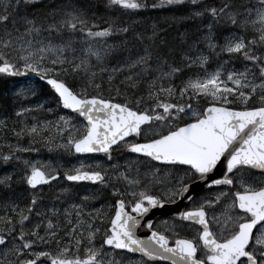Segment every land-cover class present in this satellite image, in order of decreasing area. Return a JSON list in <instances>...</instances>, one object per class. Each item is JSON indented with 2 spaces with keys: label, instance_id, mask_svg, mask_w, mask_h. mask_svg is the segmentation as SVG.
<instances>
[{
  "label": "snow or ice",
  "instance_id": "1",
  "mask_svg": "<svg viewBox=\"0 0 264 264\" xmlns=\"http://www.w3.org/2000/svg\"><path fill=\"white\" fill-rule=\"evenodd\" d=\"M0 169V264H264V0H0Z\"/></svg>",
  "mask_w": 264,
  "mask_h": 264
},
{
  "label": "rangeland",
  "instance_id": "2",
  "mask_svg": "<svg viewBox=\"0 0 264 264\" xmlns=\"http://www.w3.org/2000/svg\"><path fill=\"white\" fill-rule=\"evenodd\" d=\"M39 118H41V119H48L49 117L46 116V115L40 114ZM26 155H27V154H26ZM31 158L46 160V159H44V158L41 157V156H34V155H32V154H31ZM3 171H4V169H0V172H3ZM48 191H49L48 189H45V192H48Z\"/></svg>",
  "mask_w": 264,
  "mask_h": 264
},
{
  "label": "trees",
  "instance_id": "3",
  "mask_svg": "<svg viewBox=\"0 0 264 264\" xmlns=\"http://www.w3.org/2000/svg\"><path fill=\"white\" fill-rule=\"evenodd\" d=\"M34 156H41L44 159H49L50 158V154L48 153V151L46 149H41L39 153L37 154H32Z\"/></svg>",
  "mask_w": 264,
  "mask_h": 264
}]
</instances>
